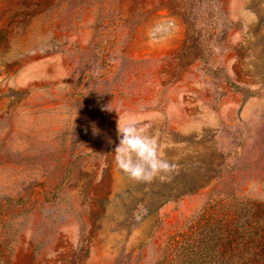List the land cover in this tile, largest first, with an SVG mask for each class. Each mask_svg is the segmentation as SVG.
<instances>
[{
  "label": "rangeland",
  "instance_id": "obj_1",
  "mask_svg": "<svg viewBox=\"0 0 264 264\" xmlns=\"http://www.w3.org/2000/svg\"><path fill=\"white\" fill-rule=\"evenodd\" d=\"M37 3L0 50V264H159L222 193L264 201V0ZM119 115L175 167L121 171Z\"/></svg>",
  "mask_w": 264,
  "mask_h": 264
},
{
  "label": "trees",
  "instance_id": "obj_2",
  "mask_svg": "<svg viewBox=\"0 0 264 264\" xmlns=\"http://www.w3.org/2000/svg\"><path fill=\"white\" fill-rule=\"evenodd\" d=\"M37 2L19 0L21 15L0 28V50L6 49L10 37L20 31L22 20L29 21L34 16L40 7ZM222 195L187 230L176 231L159 264H264V201L242 203L232 194ZM253 247L260 250L250 252Z\"/></svg>",
  "mask_w": 264,
  "mask_h": 264
},
{
  "label": "clouds",
  "instance_id": "obj_3",
  "mask_svg": "<svg viewBox=\"0 0 264 264\" xmlns=\"http://www.w3.org/2000/svg\"><path fill=\"white\" fill-rule=\"evenodd\" d=\"M108 110L113 108L107 107ZM118 112L119 110L116 109ZM98 132V129H94ZM119 144L115 147V162L119 169L136 180L150 181L161 173L171 171L175 165L164 157L163 145L148 135L133 118L118 120ZM163 178V177H161Z\"/></svg>",
  "mask_w": 264,
  "mask_h": 264
}]
</instances>
